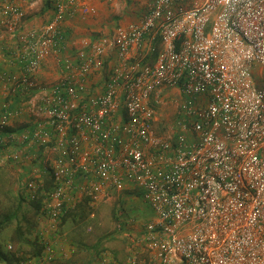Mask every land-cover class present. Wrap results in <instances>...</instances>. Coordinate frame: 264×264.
Wrapping results in <instances>:
<instances>
[{"label": "built area", "instance_id": "1", "mask_svg": "<svg viewBox=\"0 0 264 264\" xmlns=\"http://www.w3.org/2000/svg\"><path fill=\"white\" fill-rule=\"evenodd\" d=\"M1 13L17 20L24 15L13 2ZM63 15L58 6L55 19L39 33L41 41L32 34L29 72L53 51L51 34ZM148 35L161 40L149 50L155 62L134 60L131 51ZM108 45L121 63L103 95L82 105L62 93L66 88L78 98L83 85L56 86L48 100L59 158L48 170L50 189L35 178L25 188L41 200L37 214L48 226L34 231L39 252L9 245L17 263L66 262L70 247L60 230L62 217L77 207L70 193L75 178L93 168L117 191L133 184L158 217L146 228L145 242L154 252L147 264H264V0H155L142 23L95 43L92 56L81 50V74L103 67ZM15 85L36 84L26 77ZM171 88L179 90L182 118L181 131L169 140L155 134L150 99ZM122 101L126 118L113 124L109 118ZM7 118L0 120L2 148L11 138ZM84 140L93 150L82 148ZM20 160L17 153H0V167L14 168ZM100 191V184L86 191L91 202ZM130 263L140 264L134 256Z\"/></svg>", "mask_w": 264, "mask_h": 264}, {"label": "crops", "instance_id": "2", "mask_svg": "<svg viewBox=\"0 0 264 264\" xmlns=\"http://www.w3.org/2000/svg\"><path fill=\"white\" fill-rule=\"evenodd\" d=\"M154 1L73 0V4H68L66 0H0V120L6 114L8 117L6 132L11 135L7 146L0 147V153L4 158L9 154L17 153L21 159L14 168H10L8 164L0 167V202L3 205L9 199L18 202L29 201L32 213L36 216L35 223L15 224L14 230H12L16 234L15 240L11 239L15 245L5 243V237H3L4 247L2 245L3 240L0 239V264L9 263V260L2 259V255H7L10 259L11 255L13 256L15 253L9 250V245H13L19 251L24 250L23 241L19 239L22 234L26 240L28 239L27 242L25 241L26 244L28 243L30 247H33V249L30 248L29 253L39 252L41 249L35 233L33 238V232L37 228L40 229L41 225L47 227L48 224L45 221L42 224L38 223L40 220L37 216L39 206L36 209L35 204L40 205L41 200L29 197L25 188L26 183L35 178L43 182L44 188L47 189L46 184L51 181L49 171L56 166L59 158V151L56 148L58 136L49 124L47 110L49 108L48 100L53 97L55 87L64 86L65 88L66 86L83 85L85 92L78 98H72L66 88L62 93L69 101L82 105H85L91 98L103 95L106 85L112 78L114 68L121 63L117 50L108 45L105 53L101 56L104 63L103 67L92 69L90 73L85 75L79 71L78 53L84 50L88 56H92L95 43L102 40L110 42L115 37L118 28L142 23L151 11ZM11 2L23 11L24 15L21 19L7 18L2 15L3 6ZM58 6L64 7V15L58 24L57 32L51 34V39L57 44L53 47V51L41 61L38 68L34 72H29L27 57L30 54V43L33 41L32 34H37V41L43 39L39 33L43 27L55 19ZM10 24H13V27ZM151 45L161 46V40L154 36H146L141 46L131 51L132 58L142 63H154L156 57L149 52ZM68 66H70L69 69ZM26 77L31 82H35L36 85L34 87L24 85L17 88L15 79L23 81ZM169 91L172 97L179 94L178 88H171ZM125 118L126 110L122 101V104L118 105L109 120L114 124L122 122ZM157 121L158 117L156 116L155 128ZM46 139L47 141L44 143L43 140ZM82 148L93 150V143L90 140H84ZM74 182L75 188L71 189L70 193L78 200L77 207L73 209L76 216L72 217L73 219L70 217L62 223V233L66 225L79 221L76 217L85 218L90 210L89 215L92 216L96 203L111 202L116 199L122 208L128 203L129 205L136 204L139 195L143 197L142 192L133 184H127L123 191L115 190L109 183L99 180L93 168L87 176L76 177ZM95 184L101 185L99 199L94 204L91 201H89L90 205L86 204V201L91 200L86 191ZM21 205L18 204L17 208L19 209ZM117 211H114L116 217L122 214L121 209ZM153 216L152 222H157L158 217L155 213ZM123 217L124 215L121 216V218ZM135 218L142 217L136 216ZM26 219V216H21L22 221H26ZM131 222L125 221L124 224L117 226L116 229L119 234L116 237L99 238L93 244L90 242L75 244L71 240L70 245L76 252L71 254L69 251V258L64 264H70L72 261L75 264H131L130 257L134 256L132 250L134 247L130 245L133 247L131 248L129 244L124 242L130 233L140 235L134 236V239L138 238L137 242H140L139 247H143V249H139V253H143L146 249L149 252L146 256H149L148 260L151 261V257L154 258V252L149 251L146 247L147 244L145 246L147 230L144 229L146 230L144 232L142 221L132 224ZM43 230L49 238L53 236L47 229ZM1 231L2 229L0 233ZM53 234L55 235V233ZM5 248H7L8 253H5ZM77 251H79L78 254H76ZM82 252H85L86 256L80 255ZM87 252H91L92 255ZM129 255L130 257H128ZM87 257H93L95 260L87 261Z\"/></svg>", "mask_w": 264, "mask_h": 264}, {"label": "rangeland", "instance_id": "3", "mask_svg": "<svg viewBox=\"0 0 264 264\" xmlns=\"http://www.w3.org/2000/svg\"><path fill=\"white\" fill-rule=\"evenodd\" d=\"M213 23H210L206 33H208L209 28H211ZM150 106L155 110L156 116L158 117V121L156 122V128L154 126V131L156 136L167 138L169 140L175 139L179 132L181 131V127L179 125L180 120L182 118L181 114V96L178 94L175 97L171 96V92L169 89H164L163 94L157 99L153 94L150 99ZM155 123V121H154ZM11 198V197H10ZM94 204V202H92ZM18 204H22L21 207L18 209ZM94 209L92 216L89 215V212H87V217H76L79 221L77 222H71L70 224L66 225L64 227V232L61 233L67 238V243L70 248V253L74 254L76 250L72 248L70 245L71 240L74 241L75 244H87V242H90L91 244L95 243L97 239L99 238H107V237H116L119 234V231L116 229L117 226L122 225L125 223V221H132V223H141L142 221V228L143 230L146 229V227L152 223L153 221V211L148 207L147 203L144 201V198L142 195H139V199L136 201V204H126L124 207L121 208L120 203H118L115 200L105 202L101 201L100 203L94 204ZM122 211V214H118L119 216L116 217L114 213L117 210ZM115 211V212H114ZM153 212V213H152ZM118 213V211H117ZM120 213V212H119ZM124 213V214H123ZM14 216L13 222L11 224H7L8 226H4L0 233V239L3 240V237H5V243H12V240H15V232L14 226L15 224H22L25 223H35L36 222V216L33 215L32 209H31V203L29 201H23L18 202L14 201L12 199L7 200V202L3 205H1L0 202V222L4 220L7 216ZM24 215L27 217L26 221L21 220V216ZM124 215L123 218L121 216ZM142 217V218H135L136 216ZM38 216V215H37ZM39 220V219H38ZM72 221V220H71ZM41 220L38 221V223L41 224ZM75 223V224H73ZM63 228V227H62ZM35 231V230H34ZM146 230H144L145 232ZM33 232V238H34ZM143 233V231H142ZM139 235V234H136ZM130 233V235L126 236V239H124V242L126 244L133 245V254L137 258L140 264H147L150 262L148 260L149 256H146L147 253H149L146 249L143 251V253H139V249H143V247H139V243L137 242V239H134V236ZM140 236V235H139ZM12 239V240H11ZM28 240V239H27ZM123 241V240H122ZM27 242V241H26ZM25 241L22 242V245L24 247V250L21 249V251L24 252H30V248L33 249V247ZM2 245H4V240L2 242ZM15 245V244H13ZM141 245V244H140ZM146 246V243H145ZM144 246V248H146ZM5 253H8L7 248H5ZM79 251H77L76 254H78ZM90 255H92L91 252H87ZM80 255L86 256L85 252H82ZM130 257V255L128 256ZM132 258V256L130 257ZM83 259V258H80ZM87 261L95 260L93 257H87ZM146 259V260H144ZM153 258L151 257V260ZM86 261V262H87ZM18 264V263H15ZM67 264V263H66ZM69 264V263H68ZM70 264H75V262H71Z\"/></svg>", "mask_w": 264, "mask_h": 264}, {"label": "trees", "instance_id": "4", "mask_svg": "<svg viewBox=\"0 0 264 264\" xmlns=\"http://www.w3.org/2000/svg\"><path fill=\"white\" fill-rule=\"evenodd\" d=\"M50 187H51V181L46 184V188L47 189H50ZM89 201H91V200L86 201V204H89L90 203ZM38 206H39V204L36 203L35 204L36 209L38 208ZM75 216L76 215H74L73 210H69L68 212H66L63 215L62 220H63V222H66L70 217L72 218V217H75ZM86 217H87V215L85 216V218ZM13 219H14V216L11 215V216H7L4 220H2L0 222V230L3 229V227L6 226L8 223H10ZM19 239H20V241H27L26 238H24V234H22L21 237H19ZM2 259L3 260L5 259L6 261L9 260V263L8 264H15V262L18 261L17 260V257L15 256V253H13V256L11 255V258L10 259H9V257L7 255L6 256L5 255H2Z\"/></svg>", "mask_w": 264, "mask_h": 264}]
</instances>
